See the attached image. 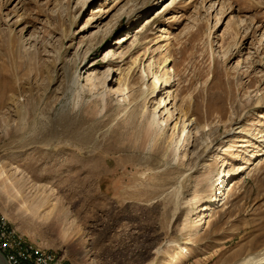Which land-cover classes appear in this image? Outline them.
Here are the masks:
<instances>
[{
  "label": "rangeland",
  "instance_id": "374dc122",
  "mask_svg": "<svg viewBox=\"0 0 264 264\" xmlns=\"http://www.w3.org/2000/svg\"><path fill=\"white\" fill-rule=\"evenodd\" d=\"M260 136L264 0H0V213L65 264H264Z\"/></svg>",
  "mask_w": 264,
  "mask_h": 264
},
{
  "label": "built area",
  "instance_id": "2783aa9c",
  "mask_svg": "<svg viewBox=\"0 0 264 264\" xmlns=\"http://www.w3.org/2000/svg\"><path fill=\"white\" fill-rule=\"evenodd\" d=\"M0 250L9 264H65L57 252L29 240L3 213H0Z\"/></svg>",
  "mask_w": 264,
  "mask_h": 264
},
{
  "label": "bare ground",
  "instance_id": "6f19581e",
  "mask_svg": "<svg viewBox=\"0 0 264 264\" xmlns=\"http://www.w3.org/2000/svg\"><path fill=\"white\" fill-rule=\"evenodd\" d=\"M123 40V39H122ZM125 42V41H124ZM121 43V41H118V42H116V44H120ZM147 51V50H146ZM147 55V54H146ZM136 60H137V58H136ZM166 61L167 60H165V64L167 65V63H166ZM152 64V63H151ZM164 64V62H163V66H165V67H167L166 65ZM162 65V64H161ZM96 66V63H88V61H86V60H84L82 63H81V66H80V69L78 70V73L79 74H82L83 72H84V74L85 73H87L88 71H90L91 69H93L94 67ZM160 69V68H159ZM163 70L162 71H164L163 73H161V74H159V72L157 73H155L154 72V74H153V76H152V83H153V96H154V94L156 93V92H158V94H163V90H166V88H168V87H171L172 85H169V81H168V79L166 78V75L167 74H169L168 73V70L167 69H165L164 70V67L162 68ZM161 70V69H160ZM159 70V71H160ZM113 71V70H112ZM110 72H111V70H110ZM108 77L109 76H107L106 77V80H108ZM90 78V77H89ZM89 80V79H88ZM91 80V79H90ZM113 81V79L111 80V82ZM127 90V89H126ZM125 89H120V87L117 89V90H115V93H121V95H123L122 93L124 92V91H126ZM104 93L106 92L107 93V89L106 90H104L103 91ZM113 93V92H112ZM167 93H168V95H167V98L168 99H170L172 96H174V94L172 93V91L171 90H168L167 91ZM167 98H164L163 96L161 97V99H160V103H161V105L160 106H162V109H163V113H165V116L167 115V117L169 118V117H171L170 116V113H171V111L169 110V108H168V105L172 102H168V100H167ZM172 100H174V99H172ZM160 115H158V114H154L152 117H151V120H150V122H149V129H148V131H149V133L151 134V136L155 139V138H159L160 139V137H162V135L164 134V132H165V130H166V128H167V126H168V123H165L163 120L162 121H160ZM91 117L90 116H86L85 118H84V121H86V122H90L91 121ZM103 121L104 120H101V121H99V123H98V126H100V125H102V123H103ZM167 122V121H166ZM192 122V121H191ZM93 125H91V127H92V131L90 130V132H93V128H94V123H92ZM188 125H190V123H188ZM192 125V124H191ZM186 128H187V124L186 123H184V128H183V134L186 132ZM238 130V131H237ZM235 132V131H234ZM236 132H242L240 129H239V127L238 128H236ZM263 135V134H262ZM89 136V135H88ZM183 136V135H182ZM84 137V136H83ZM87 137V136H86ZM90 139H93L92 138V136H90ZM85 141V140H84ZM239 142H242L243 144H241V145H239V146H241V147H247V146H250V145H248V143L250 142L249 140H247V139H240V141ZM257 142H260L261 144H262V146H263V144H264V136H260L259 138H258V141ZM106 148L108 149V148H110L109 146H106ZM240 170V172H242L244 169L243 168H241V169H239ZM229 178V179H228ZM231 178H232V175H230V173H225V170L223 169V171L220 173V175H219V177H218V181H220L219 183H218V186H219V188H221V185L223 184V183H225V182H230L231 181ZM228 179V180H227ZM218 188V189H219ZM222 201V200H221ZM1 251V250H0ZM2 252V251H1ZM3 253V252H2ZM5 255V254H4ZM6 257V256H5ZM9 264V263H8Z\"/></svg>",
  "mask_w": 264,
  "mask_h": 264
},
{
  "label": "water",
  "instance_id": "95a60500",
  "mask_svg": "<svg viewBox=\"0 0 264 264\" xmlns=\"http://www.w3.org/2000/svg\"><path fill=\"white\" fill-rule=\"evenodd\" d=\"M0 264H8L5 255L0 251Z\"/></svg>",
  "mask_w": 264,
  "mask_h": 264
}]
</instances>
